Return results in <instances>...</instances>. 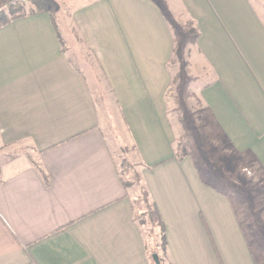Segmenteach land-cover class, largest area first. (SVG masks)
I'll return each instance as SVG.
<instances>
[{"label": "crops", "instance_id": "crops-1", "mask_svg": "<svg viewBox=\"0 0 264 264\" xmlns=\"http://www.w3.org/2000/svg\"><path fill=\"white\" fill-rule=\"evenodd\" d=\"M182 2L215 72L200 90L210 116L201 125L217 128L239 164L264 173L260 13L249 0ZM73 17L140 154L172 264H262L229 195L204 182L191 154L175 153L164 101L169 13L154 0H90ZM59 31L50 12L0 26V141L27 138L41 155L33 165L20 157L1 163L0 264H153L88 80Z\"/></svg>", "mask_w": 264, "mask_h": 264}, {"label": "rangeland", "instance_id": "rangeland-1", "mask_svg": "<svg viewBox=\"0 0 264 264\" xmlns=\"http://www.w3.org/2000/svg\"><path fill=\"white\" fill-rule=\"evenodd\" d=\"M47 1L49 12L61 28L65 49L88 80L101 116L102 133L116 165L122 171L128 169L124 175L136 182L135 172L142 174L140 154L133 147L113 93L103 79L96 57L86 46L73 17L74 8L90 0ZM154 1L169 13L174 33L173 54L167 63L171 82L164 94V101L174 137L175 153L181 156L191 154L203 176L229 195L256 258L264 264V173L258 172L255 164H239L241 158L232 151L217 128L215 130L213 127L215 132L211 133V126L201 125V122H209L207 116H210L200 90L214 79L215 72L196 44L198 22L190 15L182 0ZM249 1L264 22V0ZM35 3L28 0L20 5H11L9 2L3 10L9 13L21 7V12L28 15L38 10ZM17 157L33 165L41 155L27 138L13 145L2 144L0 141V166ZM231 158L233 166L230 165ZM130 195L142 196L137 184L130 189ZM159 261L160 264H172L169 257H159ZM153 264H157L155 260Z\"/></svg>", "mask_w": 264, "mask_h": 264}, {"label": "trees", "instance_id": "trees-1", "mask_svg": "<svg viewBox=\"0 0 264 264\" xmlns=\"http://www.w3.org/2000/svg\"><path fill=\"white\" fill-rule=\"evenodd\" d=\"M33 2H36L35 4L38 7V10L32 11L30 14L38 13V12H49V2L47 0H30ZM10 0H0V26L7 24L11 22L14 19L20 18L25 16V13L21 12V7H17L15 9H12L9 11V13L5 12L3 10V7L6 6ZM20 5V4H19ZM168 23L170 26L171 31L173 30L172 27V20L171 18H168ZM60 33V39L62 40V43H64V40ZM172 34L174 35L173 31ZM200 36V32L198 31L196 34L197 37ZM72 60V59H71ZM73 61V60H72ZM176 155L178 157H181L180 154L177 152ZM140 165H142L140 163ZM37 168L40 171V174L44 177V180L47 184L50 183L48 179V172L46 171L45 167L42 164H37ZM118 173L120 176V180L123 184V186L128 191V194L130 193V189L135 186L136 184L139 187L141 197L139 196H130L132 207L134 209V216L135 219L139 222V224L142 226V229L145 233L148 249H152L153 252L159 253L160 258H166L168 256L167 254V237H166V224L164 220L162 219V216L159 212L158 206L156 202L152 199L150 195V191L147 188L146 184L143 181L142 174L140 172H135V179L136 182L129 178L128 176L124 175V172H128L129 170L125 169L124 171L120 170L117 165ZM204 182H207L206 178L202 176ZM211 184V183H210ZM212 185V184H211ZM215 187V186H214ZM218 191L221 192V190L218 189ZM150 244L152 247L150 248ZM162 264V263H161Z\"/></svg>", "mask_w": 264, "mask_h": 264}, {"label": "built area", "instance_id": "built-area-1", "mask_svg": "<svg viewBox=\"0 0 264 264\" xmlns=\"http://www.w3.org/2000/svg\"><path fill=\"white\" fill-rule=\"evenodd\" d=\"M26 1H28V0H10V4L11 5H19V4H23Z\"/></svg>", "mask_w": 264, "mask_h": 264}, {"label": "water", "instance_id": "water-1", "mask_svg": "<svg viewBox=\"0 0 264 264\" xmlns=\"http://www.w3.org/2000/svg\"><path fill=\"white\" fill-rule=\"evenodd\" d=\"M153 258H154V260L156 261L157 264H160L158 253H154L153 254Z\"/></svg>", "mask_w": 264, "mask_h": 264}]
</instances>
